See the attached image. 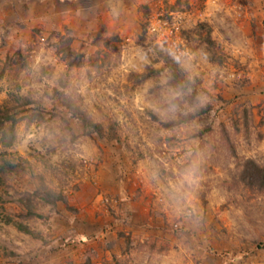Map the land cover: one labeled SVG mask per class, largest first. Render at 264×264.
Returning <instances> with one entry per match:
<instances>
[{"label": "rangeland", "instance_id": "obj_1", "mask_svg": "<svg viewBox=\"0 0 264 264\" xmlns=\"http://www.w3.org/2000/svg\"><path fill=\"white\" fill-rule=\"evenodd\" d=\"M0 109V264H264V0H0Z\"/></svg>", "mask_w": 264, "mask_h": 264}, {"label": "trees", "instance_id": "obj_2", "mask_svg": "<svg viewBox=\"0 0 264 264\" xmlns=\"http://www.w3.org/2000/svg\"><path fill=\"white\" fill-rule=\"evenodd\" d=\"M66 36V35H65ZM207 38V37H206ZM59 40L57 43L54 44V51L55 54L59 57V59L63 62H65L66 67L68 69L70 68H80L84 66L85 59L84 56L80 53L75 52L71 48V37H59ZM208 45L211 47L213 46V43L208 39H205ZM163 63L165 67L168 70L169 76H168V83L172 87H174L177 91L184 92L189 86L190 82L188 79L185 78L183 71L180 68L179 61L170 55H168L166 52L163 53ZM155 71L152 72V74ZM147 77H152L153 75H146ZM146 76H143L146 77ZM205 111V110H203ZM206 112V111H205ZM192 117H188L184 119L183 121H188ZM10 122V125H7V122ZM18 122V119L15 118V113L13 115H7L4 111L0 109V144L3 148L9 149L12 147L15 143V126ZM84 128L86 130H93L96 128L94 124L91 122L85 120V118L82 120ZM176 123H170L165 125L166 127L171 128V126L177 124ZM240 178L242 182L248 186H253L258 189L264 188V167H261L255 163L254 160H246L243 165V169L241 171ZM46 199L48 201L55 202L56 197H52L49 194H46ZM28 216L32 217V209L28 210ZM23 230V227H20Z\"/></svg>", "mask_w": 264, "mask_h": 264}]
</instances>
